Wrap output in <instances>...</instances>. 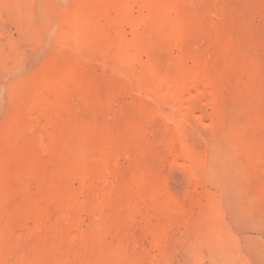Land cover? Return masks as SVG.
Returning a JSON list of instances; mask_svg holds the SVG:
<instances>
[{"label":"rangeland","instance_id":"obj_1","mask_svg":"<svg viewBox=\"0 0 264 264\" xmlns=\"http://www.w3.org/2000/svg\"><path fill=\"white\" fill-rule=\"evenodd\" d=\"M0 264H264V0H0Z\"/></svg>","mask_w":264,"mask_h":264},{"label":"bare ground","instance_id":"obj_2","mask_svg":"<svg viewBox=\"0 0 264 264\" xmlns=\"http://www.w3.org/2000/svg\"><path fill=\"white\" fill-rule=\"evenodd\" d=\"M118 3V2H117ZM131 14V13H130ZM125 17V16H124ZM130 24V23H129ZM164 31V30H163ZM116 46V45H115ZM45 92V91H44ZM54 92H55V90H54ZM48 96V95H47ZM39 101V100H38ZM49 101V100H48ZM43 102V101H42ZM44 104H45V102L43 103V107H44ZM48 107V106H47ZM42 113V112H41ZM46 114H48V113H46ZM53 114V113H52ZM47 116V115H46Z\"/></svg>","mask_w":264,"mask_h":264}]
</instances>
